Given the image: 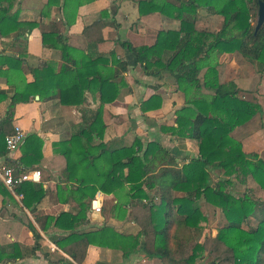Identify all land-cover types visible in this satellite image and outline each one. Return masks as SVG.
Here are the masks:
<instances>
[{
    "label": "trees",
    "instance_id": "trees-1",
    "mask_svg": "<svg viewBox=\"0 0 264 264\" xmlns=\"http://www.w3.org/2000/svg\"><path fill=\"white\" fill-rule=\"evenodd\" d=\"M259 2L264 0L137 2L140 16L160 13L180 21L176 31H159L151 46H121L129 50L133 64L146 75L162 71L171 75L177 91L184 96V105L173 112V125L161 127L175 139L195 143L197 155L181 167L159 142L143 145L135 137L129 145L115 146L104 141L105 106L114 104L120 92L128 88L114 67L126 72L127 62L116 61L113 52L112 61L106 55L92 60L69 47L62 35H42L44 46L47 41L55 42L63 62L58 71L50 66L36 69L33 82L14 86L9 112L0 121V156L9 153L4 140L13 132L12 109L16 104H27L38 96L40 101L53 100L57 105L80 109V122L71 128L69 139L52 144L53 152L65 164L64 178L57 183L55 193L65 195L64 203L73 201L76 207L74 211L37 219L41 230L45 229L43 223H52L63 232L50 240L74 264H82L90 245L121 251L123 258L142 247L139 251L147 259L162 264H196L206 256L208 264H264V201L253 199L246 191L235 194L230 190L233 178L243 186L252 180L264 191V161L255 153H244L241 143L230 136L262 110L241 99L234 83H220L217 71L218 57L233 53L240 54L258 71L264 69V24L256 30ZM76 3L79 6L84 0ZM200 8L223 17L220 30L208 32L196 27L194 15ZM0 12L3 15L5 10ZM5 18L0 24L8 22ZM0 30L3 36L8 34L1 25ZM165 53H170L167 59ZM7 61L19 71L20 59ZM201 90L209 93L200 94ZM88 94L99 103L96 110L88 107ZM5 99L0 92V102ZM161 101L157 95H150L141 102L140 111L157 110ZM43 146L37 134L25 137L17 167L8 166L14 176L39 170ZM209 171L221 172L222 178L212 182ZM99 191L123 195L124 203L114 208L122 219L129 217L134 222L132 233L118 232L109 225L80 229L81 219ZM13 192L31 213L46 196L40 183L33 182H22ZM205 203L218 208L225 222L214 237L199 242L196 233L207 223L201 209ZM29 229L38 241V233L30 225Z\"/></svg>",
    "mask_w": 264,
    "mask_h": 264
},
{
    "label": "crops",
    "instance_id": "crops-1",
    "mask_svg": "<svg viewBox=\"0 0 264 264\" xmlns=\"http://www.w3.org/2000/svg\"><path fill=\"white\" fill-rule=\"evenodd\" d=\"M76 1H0V11L5 10L3 15L0 12V19H9L7 23L5 21L0 24L3 32L8 33L3 36L0 30V92L6 97L0 102V121L9 112L8 106L15 85L21 87L24 82H33L36 69L46 66L56 71L60 69L63 61L59 50L54 48L55 42L47 41L45 46L42 43L43 34H59L66 39L69 47L82 51L92 60L106 55L112 61L110 55L113 52L116 61L128 63L126 72H120L114 67V72L122 75L128 88L120 92L114 104L105 106L104 141L115 146L129 145L135 137H139L143 145L156 141L176 157L178 165L187 163L188 158L194 157L192 142L175 139L161 130L163 126L173 125V112L184 105V96L177 91L174 79L168 73L162 71L160 74L146 75L140 66L133 64L134 57L129 50L121 46L122 43H130L135 47L151 46L159 31H176L180 27V21L160 13L140 16L137 6L139 0H84L79 6ZM194 16L196 26L201 25L210 31L220 29L223 21L221 16L210 15L204 8L197 9ZM169 56L170 53L164 54L165 59ZM8 58L22 61L19 71L12 68ZM235 60L246 66L252 65L238 53L220 55L217 59L220 83H234L241 91L239 94L252 91L256 73L249 71L247 79L246 75L240 78L243 73L236 70L233 65ZM202 91L204 94L209 93ZM153 94L162 100L161 107L142 113L141 102ZM87 96L88 104L90 103L88 107L96 110L99 103L93 102L91 94ZM74 108L57 105L53 100L40 101L39 97H35L30 103H19L12 109V128H21L25 137L37 134L44 141V157L39 171L40 185L46 191V196L31 213L23 206L20 196L0 183V264L73 263L50 240L63 232L54 228L52 223H43L45 229L41 230L37 219L57 215L60 211H74L76 207L73 201L64 203L65 195L57 196L55 193L57 183L64 178L65 164L64 159L52 150V144L68 140L71 128L80 122V109ZM74 111L76 118L69 115ZM56 113L62 114V118H55L53 115ZM250 126L246 127L249 130L247 133L244 131L238 139L235 138L243 143L244 150L248 136L255 141V136L258 135L256 129L254 131V127ZM250 145L256 146L253 143ZM18 157L19 149L0 156V164L16 168ZM99 193L102 199L101 212L94 213L90 208L85 218L81 219L80 229L90 230L109 225L118 232L132 233L134 222L129 217L122 219L114 208L115 205L124 203L123 195ZM29 225L40 236L38 241ZM35 245H38L36 249ZM139 250L128 258H123L121 251L90 245L82 264H162L160 260L147 259Z\"/></svg>",
    "mask_w": 264,
    "mask_h": 264
},
{
    "label": "rangeland",
    "instance_id": "rangeland-1",
    "mask_svg": "<svg viewBox=\"0 0 264 264\" xmlns=\"http://www.w3.org/2000/svg\"><path fill=\"white\" fill-rule=\"evenodd\" d=\"M200 9H203V8H200ZM215 16H219V15H215ZM222 19H223V17H222ZM256 20H257V16H256ZM222 23H223V21H222ZM222 23H221V26H222ZM196 27L198 29H202V30L208 31V32H216V31L220 30V29H218L216 31H210V30H208L206 28H202L201 25L196 26ZM231 57L233 58V56H231ZM232 58H231V60H232ZM233 65L236 67V70L239 69V71L241 73H243V75H241L240 78H242V76L246 75V79H247L249 71H250V73H253V74L256 73V80L254 81V82H256V84L253 82V85L251 87L252 91H246L244 93H240L238 96L241 99H243V100H246V101H249V102H251L253 104L258 105L261 108L262 113H257L250 121H248L247 123H245L242 126H239V127L235 128L232 131L230 136L234 140H236L235 138L238 139V137L241 135V133L244 134V131H246V133H247V131H249L248 128H246V127H248L250 125H251L250 127H254V131L256 129V132H258L257 133L258 135L255 136V141L252 140L248 136V140L245 142V146H246L245 150L246 151L244 150L243 143L241 141H239V140H236V141L241 143L242 150H243L244 153H246V154H249V152L255 153V154L258 155V157L260 159H262L264 161V85H263V83H264V72H263L264 69L261 70V72H260V71L257 70V67H255L253 65L246 66V65H244V63H241V61H236V60L234 61ZM244 69H245V71H244ZM174 85H176L175 81H174ZM200 94H204L202 90L200 91ZM94 101L96 103H98L95 99H93V102ZM88 105H90V103ZM9 106H10V104H9ZM74 109L77 110L78 108L76 109V107H75ZM177 109H179V108H177ZM176 110H174V111H176ZM69 115H72L73 117L76 118V112L75 111L73 113H69ZM53 116L55 118H62L61 117L62 114L60 115L59 113H56ZM171 119H172V117H171ZM250 143L256 144V146L252 147L250 145ZM195 147H196L195 143L192 142V149L194 150L193 151L194 156L197 155V150H196L197 147L196 148ZM189 159H191V158H188V161H189ZM180 164L182 165V163H180ZM209 174H210V180L212 182L217 181L218 179L222 178V175H221L222 173L221 172H213V171L210 172L209 171ZM231 181L233 183V185L230 188L231 192H233L235 194H243L246 191L247 193H249L251 195V197L253 199L264 201V191L259 189L257 187V185L252 180H249L246 186H243L242 184H240L238 181H236L233 178L231 179ZM201 209H202V212H203L204 216L206 217L207 223L205 225V229L204 230H201V231L196 233V238H197V241H199V242H202L205 237H209V236L214 237L216 235L217 229L220 228L225 222L223 214L221 213V211L218 208H216V207H214V206H212L210 204L205 203V204L202 205ZM209 261H210V259L206 256V257L198 260V264H208Z\"/></svg>",
    "mask_w": 264,
    "mask_h": 264
},
{
    "label": "built area",
    "instance_id": "built-area-1",
    "mask_svg": "<svg viewBox=\"0 0 264 264\" xmlns=\"http://www.w3.org/2000/svg\"><path fill=\"white\" fill-rule=\"evenodd\" d=\"M25 139V134L21 128L15 127L12 134L5 137V145L9 152H14L19 149ZM41 173L39 170H33L30 172L21 173L18 176H14V170L11 167L0 164V183L13 191V189L22 182L40 183ZM91 210L94 213H100L102 209V199L98 192L94 199L91 201Z\"/></svg>",
    "mask_w": 264,
    "mask_h": 264
},
{
    "label": "water",
    "instance_id": "water-1",
    "mask_svg": "<svg viewBox=\"0 0 264 264\" xmlns=\"http://www.w3.org/2000/svg\"><path fill=\"white\" fill-rule=\"evenodd\" d=\"M256 16V30H258L264 24V3L259 2ZM36 99H38L37 96Z\"/></svg>",
    "mask_w": 264,
    "mask_h": 264
}]
</instances>
